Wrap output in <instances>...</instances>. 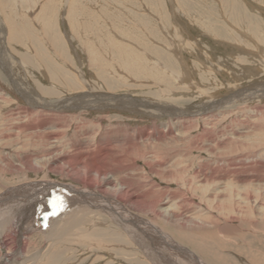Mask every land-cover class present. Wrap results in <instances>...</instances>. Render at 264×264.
<instances>
[{
	"label": "rangeland",
	"instance_id": "1",
	"mask_svg": "<svg viewBox=\"0 0 264 264\" xmlns=\"http://www.w3.org/2000/svg\"><path fill=\"white\" fill-rule=\"evenodd\" d=\"M0 33V92L4 98H0V160L20 161L22 155L41 150L40 137L37 141L28 138L34 135V130L23 132L22 127H18L32 120L39 122L38 115L28 119L32 112L28 110L25 96L41 95L54 104L77 96L80 87L116 96L150 99L155 101V106L165 102L164 105H170L166 108L178 107L188 112V118L182 121L188 126L190 141L195 138L196 142L199 138L198 143L205 145L203 150H193L191 156L196 157L192 161L191 157H184L190 160H185L190 164V172L183 177L194 183L184 187L179 182L180 176L167 181L151 174L155 188L146 187L142 193L144 198L155 202V208L158 206L157 221L161 228L175 241L193 250L201 262L264 264V188L256 180L264 176V0H0ZM77 74L83 80L77 79ZM211 106L216 114L219 112L218 116L214 115L215 119L206 117ZM92 109H85L86 114L74 110L63 116L46 115L59 116L58 126L63 127L52 132L63 130L62 140H67L75 127L80 129L81 124L91 122L94 126L100 121L102 125L123 123L142 128L149 127L155 118V125L160 128L172 121L163 113L149 118L140 112L111 109L102 113ZM205 109H208L207 114ZM155 112L160 111L155 109ZM35 131L40 132L37 128ZM127 132L130 140L137 138L132 130ZM25 141L28 144L24 146ZM171 149L170 143L155 145V162L160 160L161 154L168 162L165 152ZM260 154L263 157H258ZM246 155L255 157L245 158ZM217 158L221 159L219 171L238 169V175L248 183L212 180L203 183L202 188L197 187L198 178L192 175V169H196L199 162L209 165ZM136 165L140 166L138 172L150 171L142 159L138 158ZM44 172L13 171L0 176L4 185H12L11 192L20 194L4 203L7 211L13 208V216L22 214L25 199L35 195L36 188H28L34 179L66 187L53 185L48 192L60 208L83 206L77 201L83 192L90 202L99 196L72 184L70 179ZM44 175L46 180L42 178ZM25 177L28 180L25 181ZM67 184L79 191L68 189ZM150 188L152 191L148 192ZM218 189L221 195L216 200L213 197ZM168 197L173 200L162 204ZM47 200L43 198L37 203L41 207L48 204ZM172 202V207L184 219L198 216L200 220L191 224L193 230L167 223L161 216L160 208L166 206L173 210ZM33 209L34 212L36 208ZM40 209L49 208L47 205ZM37 212L33 218L37 217ZM35 234L36 237L29 240L27 256L47 247L41 235ZM7 240V251L13 252L14 240L12 237ZM121 240L124 252L109 256L75 243L66 245L71 251L61 257L59 264H63L64 259L68 260L67 264H135L136 261L153 264L130 245L128 239ZM0 247L1 257L2 245Z\"/></svg>",
	"mask_w": 264,
	"mask_h": 264
},
{
	"label": "bare ground",
	"instance_id": "2",
	"mask_svg": "<svg viewBox=\"0 0 264 264\" xmlns=\"http://www.w3.org/2000/svg\"><path fill=\"white\" fill-rule=\"evenodd\" d=\"M12 28L13 27H11V29ZM79 75L80 74L76 75L77 79L81 76ZM81 80L83 79L81 78ZM84 88L89 87L84 86ZM77 90V96L73 95L69 98H64L61 100L63 102L60 101L59 103L54 104L46 101L45 98H41V95L36 98H33L32 96H25L28 105L27 107L29 108L28 110L29 112H32L31 117L28 119H35V116L38 115L39 122L32 120L33 122L23 126L20 124L18 127H22L21 129H23V132H26L27 130H34V135H29L28 138H32V140L35 138L37 141V139L40 137L42 140V143L40 142V146L42 145V147L37 145V147L41 148L39 152L36 153L32 150L29 153L22 155L20 161H14V158H1L0 176L4 177L6 173H12L13 171L19 173L22 171L34 173L40 171H45L44 173L51 172L52 174H57L62 178L65 177L70 179L72 184L83 186L85 187L84 191L97 193L99 196L93 202H90L87 193L83 192L78 196L77 200L78 203L83 206L70 205L62 208L57 206L58 209L56 212H52V214L47 217H41V214L49 209L40 208L45 207L48 204L45 203L46 205L44 206L41 204L42 206L40 207L37 201H41L43 198H48L50 200V194L48 192L50 187L53 185L62 188L66 187L59 183L42 182L41 180L38 181L34 179L32 180L33 182L28 185V188L31 186L32 189L36 188L35 195H31L29 200L25 199L27 200L26 202L23 200L25 204H22H24L25 210L22 214L13 216V208L11 210V208L8 209L7 207V211L4 203L9 201L10 198L11 200H14L16 196H19L20 194L11 192L12 185H4L6 183L0 181V245H2L0 264H59L62 260L61 257H65V253L67 254L70 250V248L66 245H72L74 243L77 244V246L81 245L88 250L106 252L108 256L113 254L115 255L117 253L121 254L124 252V246L121 240L123 238L128 239L130 241V245L139 249L140 253H142L153 264H172V261L174 264H205L204 261L201 262L198 259L193 250L175 241L174 237H172L170 233L166 232L164 228H161L162 225L160 224V226L157 221V216H159L158 206L155 208V202L148 201L142 194L143 191L147 189L146 187L155 188V181L150 179L151 174L158 175L162 178L164 177L165 179L167 178V181L176 179V177L180 176L182 178V180L179 181L181 186L188 187L191 184L192 181L190 182L188 178L184 179L183 176L189 174L190 164L188 163L191 159L196 157L191 156L193 150H203L205 145H203V143L201 144L200 141L198 143L199 138H196V142L195 138L190 141L188 133L189 131L187 129L188 126L185 124V122H183L184 120L182 121V119L187 117L188 112H183L181 109L178 110V107L166 108L167 105H170H164L165 102L163 103L164 106H158L159 104L155 106V101L150 99L148 101L145 99L140 100L138 98H132L131 95L130 97H126L124 95L116 96V94L98 92L97 90V92L90 89L82 90L80 87H78ZM2 97V92H0V98ZM3 99L4 98H2V100ZM213 107H208V114L207 110L205 109V113L207 114L206 117L215 119L214 115L216 112L213 111ZM90 108H93L92 111L100 110L98 112L102 111V113L111 109L121 112L129 111V113L131 112L133 114L140 112L139 114H143L144 117L148 116L149 118H154L156 116L155 113H157V115L163 113L166 115V117H171L172 121L167 122L164 127L160 128L155 125V118L152 120L153 123L149 127L144 126L142 128L135 126L130 127L129 125H123V123L122 125L114 123L112 125H102L100 121L97 122L100 126L97 124V126H94L95 124L91 122L93 124H90L91 126L88 124H81L82 126L80 129L75 127L73 133L69 135L68 138L66 137L67 140L61 139V133H63V130L52 132V129L55 130L63 126H58V124L61 122L58 120L59 116L53 118L46 114L52 116L55 114L56 116L57 114L62 115L74 110L75 112L80 110L79 113H82L83 111L85 113V109ZM155 109L159 110L160 112H155ZM217 114L219 115V112H217ZM98 115L96 116L98 117ZM49 117L51 118L49 119ZM107 122L109 121L107 120ZM36 128L39 129L40 132L35 131ZM129 129L137 134L136 139L132 137L133 140H130L129 134L127 132ZM134 133H132V135H134ZM202 137L200 138L201 140ZM112 143H115V146L112 145ZM163 143H170L172 148L170 152L169 150H166V152L164 151L166 158L169 160L168 162L164 161V158L161 157L164 156V154H161V156H159L160 160L155 162V145ZM27 144L28 143L25 141L23 145L25 146ZM167 146L165 145V147ZM217 147L218 149L221 148L220 145H217ZM214 149L215 148L211 150L215 151ZM151 151L152 153L150 154L149 152ZM147 153L149 154L147 155ZM222 153H225V149L222 150ZM246 156L245 158L255 157V155ZM184 157L191 158L190 160H187ZM258 157L261 158L263 156L260 154ZM138 158L142 159L144 163H147L149 167L148 170H150L148 171L149 174L138 172L140 167L136 165V160ZM185 160L189 162L186 163ZM204 162L197 163V168L192 169V175L198 178V180H196V185L198 184L197 187L200 186L202 188V186L205 185L203 183L212 180L224 183V180L231 179V181L234 182L248 183L247 180L241 179V177L238 175V169H232L231 167V170H228L227 172L219 171L221 159L217 158L212 163L209 162V165H206V162ZM226 164H228V162ZM213 165L215 166L213 167ZM162 168H167V170H162ZM241 173H243V171ZM249 176L252 175L249 174ZM46 177L47 176L44 175L42 177L43 180H46ZM26 178L27 177L23 179L26 181L28 180ZM146 179H148L150 182L147 183ZM256 180L259 181V184L261 185L260 187L264 188V176L256 177ZM67 186V188L72 191H79L73 185L67 184ZM219 189L215 192L217 194L213 197V199L218 200V197L221 195ZM151 191L152 190L150 188L148 192ZM23 192L24 189L21 193ZM146 194L148 193L146 192ZM24 195L26 196V194ZM169 199V197L166 198L162 204H166L168 201L170 202L172 197L170 200ZM251 203H253V201H251ZM29 204L32 205L29 206ZM172 205H174V202H172L170 207H172ZM84 206H90L94 209ZM33 207L36 208L34 212ZM102 207L105 208L102 210H96V208ZM172 208L173 210L166 206L160 208L162 211L161 216L168 221L167 223L179 225L184 230H193L194 228L192 227L194 225V221L200 220L198 216L193 217L192 219H184L176 212L174 206ZM113 209L116 210L113 211ZM35 212H37V217L33 218L32 215H34ZM29 217H31V219H29ZM35 233L41 235V237L46 241L47 247L45 250L38 249V251L34 252L33 254L31 253L30 256H27L26 250L29 247V240L34 238L36 235ZM9 237H12L14 240L15 247L12 244L14 251L16 250V252L13 251L14 253L7 251V245L9 246L7 238ZM162 239L165 240V243L161 242ZM181 257L186 258L187 261L185 260V262L180 260ZM67 263L68 260L64 259L63 264ZM141 263L142 262L140 261L135 262V264Z\"/></svg>",
	"mask_w": 264,
	"mask_h": 264
}]
</instances>
